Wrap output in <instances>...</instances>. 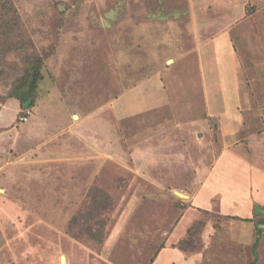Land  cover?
<instances>
[{
  "label": "rangeland",
  "instance_id": "rangeland-1",
  "mask_svg": "<svg viewBox=\"0 0 264 264\" xmlns=\"http://www.w3.org/2000/svg\"><path fill=\"white\" fill-rule=\"evenodd\" d=\"M12 1L0 264H264V0Z\"/></svg>",
  "mask_w": 264,
  "mask_h": 264
},
{
  "label": "trees",
  "instance_id": "trees-1",
  "mask_svg": "<svg viewBox=\"0 0 264 264\" xmlns=\"http://www.w3.org/2000/svg\"><path fill=\"white\" fill-rule=\"evenodd\" d=\"M22 25L21 16L12 0H0V74L6 73L4 65H12L11 69L16 72V78L11 82L10 98H16L25 108V103L32 98V95L38 88L40 81L43 79V68L45 57L38 53L29 52L26 48H21L20 59L21 65L17 61H7L6 54L15 49L12 36L16 35ZM19 113L18 115H20ZM257 212V206H255ZM234 219L240 217L228 216ZM247 220H252L248 217ZM257 228L260 230V223ZM255 259L250 264H256L258 257L256 248L254 249Z\"/></svg>",
  "mask_w": 264,
  "mask_h": 264
},
{
  "label": "water",
  "instance_id": "water-1",
  "mask_svg": "<svg viewBox=\"0 0 264 264\" xmlns=\"http://www.w3.org/2000/svg\"><path fill=\"white\" fill-rule=\"evenodd\" d=\"M29 103H30V101H27V103L25 105L28 106ZM62 261H63V264H64L65 263V257L64 256L62 257Z\"/></svg>",
  "mask_w": 264,
  "mask_h": 264
},
{
  "label": "crops",
  "instance_id": "crops-1",
  "mask_svg": "<svg viewBox=\"0 0 264 264\" xmlns=\"http://www.w3.org/2000/svg\"><path fill=\"white\" fill-rule=\"evenodd\" d=\"M161 258H155V262H157V261H159ZM154 263V262H153ZM153 263H151V264H153Z\"/></svg>",
  "mask_w": 264,
  "mask_h": 264
},
{
  "label": "built area",
  "instance_id": "built-area-1",
  "mask_svg": "<svg viewBox=\"0 0 264 264\" xmlns=\"http://www.w3.org/2000/svg\"><path fill=\"white\" fill-rule=\"evenodd\" d=\"M22 118L26 119V117H22Z\"/></svg>",
  "mask_w": 264,
  "mask_h": 264
}]
</instances>
